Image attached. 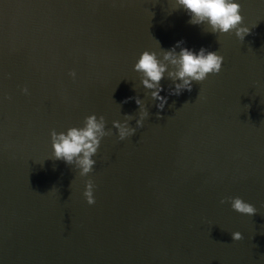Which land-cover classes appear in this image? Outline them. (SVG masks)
<instances>
[{
	"label": "water",
	"instance_id": "water-1",
	"mask_svg": "<svg viewBox=\"0 0 264 264\" xmlns=\"http://www.w3.org/2000/svg\"><path fill=\"white\" fill-rule=\"evenodd\" d=\"M239 2L243 42L174 0H0V264H264V0ZM179 40L222 69L179 96L162 80L161 110L134 64ZM137 96L149 116L121 141ZM93 113L111 134L81 177L50 134Z\"/></svg>",
	"mask_w": 264,
	"mask_h": 264
},
{
	"label": "clouds",
	"instance_id": "clouds-1",
	"mask_svg": "<svg viewBox=\"0 0 264 264\" xmlns=\"http://www.w3.org/2000/svg\"><path fill=\"white\" fill-rule=\"evenodd\" d=\"M176 9H182L188 15L189 24L203 25L204 31L216 35L234 33L243 42L251 31L250 27L243 26L239 0H174L173 10ZM157 44L162 51L144 50L134 64V71L140 74L143 88L148 90L151 99L157 102L156 106L161 110L168 102L167 96L161 95L165 90L162 80L168 79L172 82L168 95L179 96L185 90L191 91L193 82L200 83L209 75L219 74L222 69L224 57L217 51H210L204 47L194 50L184 46L183 40L177 41L168 50L162 49L159 41ZM69 74L75 79V71ZM23 92L27 94L28 89L25 87ZM130 99H135L139 107L136 117L125 114L123 122L119 120L112 122L121 141L133 136L137 128L142 127L149 116L147 107L139 96ZM134 118L136 126L132 127L129 121ZM110 134V130H106L104 116L98 118L93 113L85 117L80 127H69L66 131L59 133L52 130L50 158L74 165L81 177L87 176L96 164L94 156L98 152L102 139ZM93 190L94 184L88 180L85 184L84 197L89 205L95 203ZM228 202L234 211L242 215L252 216L257 212L253 204L239 196L228 198ZM220 203H225V200L222 199ZM232 235L233 239H239L241 236L238 231L233 232Z\"/></svg>",
	"mask_w": 264,
	"mask_h": 264
}]
</instances>
